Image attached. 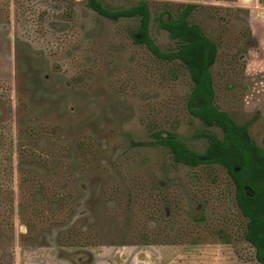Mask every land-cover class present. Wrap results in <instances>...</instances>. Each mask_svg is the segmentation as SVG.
<instances>
[{
	"label": "rangeland",
	"instance_id": "obj_1",
	"mask_svg": "<svg viewBox=\"0 0 264 264\" xmlns=\"http://www.w3.org/2000/svg\"><path fill=\"white\" fill-rule=\"evenodd\" d=\"M99 1H146L163 52L178 43L161 13L195 5L218 48L215 105L264 150V0ZM138 26L88 0H0V264H259L225 169L176 164L152 137L202 153L200 134L220 133L189 114L186 69L136 43Z\"/></svg>",
	"mask_w": 264,
	"mask_h": 264
},
{
	"label": "trees",
	"instance_id": "obj_2",
	"mask_svg": "<svg viewBox=\"0 0 264 264\" xmlns=\"http://www.w3.org/2000/svg\"><path fill=\"white\" fill-rule=\"evenodd\" d=\"M88 6L113 21L137 17L139 26L136 32L140 38L135 40L136 43L144 44L159 59L179 61L184 66L192 84L187 111L207 128L220 127L223 136L219 139L213 134H200L207 141L202 153L189 149L171 133L163 136L157 131L152 137L156 143L168 148L176 164L192 167L219 165L225 169L235 187V204L247 219L244 240L254 248L256 261L264 264V150L250 137L246 125H237L215 105L211 67L215 64L218 48L198 25L190 23L189 18L196 6L186 4L176 15L165 10L159 16V27L178 43L175 50L168 52L161 51L148 33L150 11L146 1L115 11L105 8L99 0H88ZM164 14L167 17H162Z\"/></svg>",
	"mask_w": 264,
	"mask_h": 264
},
{
	"label": "flooded vegetation",
	"instance_id": "obj_3",
	"mask_svg": "<svg viewBox=\"0 0 264 264\" xmlns=\"http://www.w3.org/2000/svg\"><path fill=\"white\" fill-rule=\"evenodd\" d=\"M219 109V108H218ZM220 110V109H219ZM222 111V110H221ZM225 112V111H224ZM227 113V112H226ZM228 114V113H227ZM229 116V115H228ZM230 117V116H229ZM231 118V117H230ZM200 121V120H199ZM201 122V121H200ZM234 122V121H233ZM235 123V122H234ZM237 124V123H236ZM238 125V124H237ZM245 125V124H244ZM210 128H213V129H215V130H218L219 131V133H220V137H218L217 135H215L217 138H219V139H221L222 138V136H223V131H222V129L220 128V127H218V126H211ZM248 128V127H247ZM167 136V135H166ZM163 146V145H162ZM168 149V148H167ZM171 154V153H170ZM172 155V154H171ZM173 157V156H172ZM173 159V158H172ZM174 162V161H173ZM175 163V162H174ZM184 166H187V165H184ZM199 166H201V165H199ZM199 166H194V167H192V166H188V167H190V168H197V167H199ZM242 216V215H241ZM243 217V216H242ZM246 219V218H245ZM247 223V222H246Z\"/></svg>",
	"mask_w": 264,
	"mask_h": 264
}]
</instances>
